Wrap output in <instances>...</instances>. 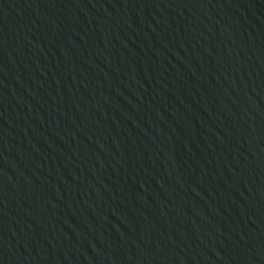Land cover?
Listing matches in <instances>:
<instances>
[{
	"label": "water",
	"instance_id": "water-1",
	"mask_svg": "<svg viewBox=\"0 0 264 264\" xmlns=\"http://www.w3.org/2000/svg\"><path fill=\"white\" fill-rule=\"evenodd\" d=\"M0 264H264V0H0Z\"/></svg>",
	"mask_w": 264,
	"mask_h": 264
}]
</instances>
